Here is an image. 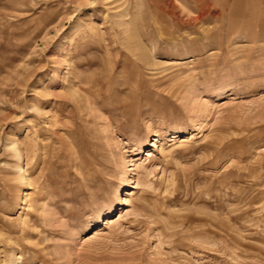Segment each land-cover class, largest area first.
<instances>
[{
  "label": "rangeland",
  "instance_id": "rangeland-1",
  "mask_svg": "<svg viewBox=\"0 0 264 264\" xmlns=\"http://www.w3.org/2000/svg\"><path fill=\"white\" fill-rule=\"evenodd\" d=\"M264 264V0H0V264Z\"/></svg>",
  "mask_w": 264,
  "mask_h": 264
},
{
  "label": "bare ground",
  "instance_id": "bare-ground-1",
  "mask_svg": "<svg viewBox=\"0 0 264 264\" xmlns=\"http://www.w3.org/2000/svg\"><path fill=\"white\" fill-rule=\"evenodd\" d=\"M18 264H19V262H18Z\"/></svg>",
  "mask_w": 264,
  "mask_h": 264
}]
</instances>
